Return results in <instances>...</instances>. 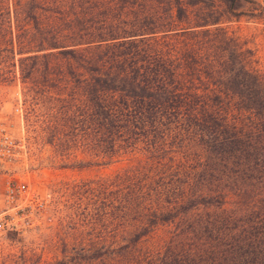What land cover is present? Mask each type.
Instances as JSON below:
<instances>
[{"label": "trees", "instance_id": "16d2710c", "mask_svg": "<svg viewBox=\"0 0 264 264\" xmlns=\"http://www.w3.org/2000/svg\"><path fill=\"white\" fill-rule=\"evenodd\" d=\"M242 4L19 2L32 23L18 37L29 112L40 71L62 122L92 135L78 146L130 162L109 233L91 241L103 264H264V72L220 26Z\"/></svg>", "mask_w": 264, "mask_h": 264}, {"label": "rangeland", "instance_id": "374dc122", "mask_svg": "<svg viewBox=\"0 0 264 264\" xmlns=\"http://www.w3.org/2000/svg\"><path fill=\"white\" fill-rule=\"evenodd\" d=\"M27 1L0 0V20L11 19L13 28L12 34L1 32L7 51L0 52V220L10 225L0 228V264H103L91 241L109 233L104 212L119 198L118 175L130 162L78 146L92 135L62 122L57 89L44 86L40 71L29 80L39 99L29 112L18 46L19 35L32 26L19 5ZM230 20L220 26L241 36L264 72V0H243ZM11 36L14 44L5 43ZM20 183L28 191L12 196L10 186Z\"/></svg>", "mask_w": 264, "mask_h": 264}, {"label": "built area", "instance_id": "2783aa9c", "mask_svg": "<svg viewBox=\"0 0 264 264\" xmlns=\"http://www.w3.org/2000/svg\"><path fill=\"white\" fill-rule=\"evenodd\" d=\"M28 184L26 183H20L17 186H10L9 193L13 196L22 195L23 193H26L28 191ZM8 220H0V228H7L9 226Z\"/></svg>", "mask_w": 264, "mask_h": 264}]
</instances>
